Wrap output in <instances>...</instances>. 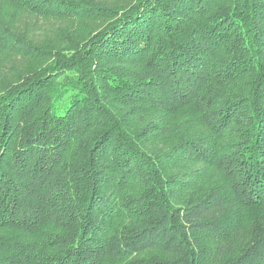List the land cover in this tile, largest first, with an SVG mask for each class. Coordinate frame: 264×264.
<instances>
[{"label": "trees", "instance_id": "16d2710c", "mask_svg": "<svg viewBox=\"0 0 264 264\" xmlns=\"http://www.w3.org/2000/svg\"><path fill=\"white\" fill-rule=\"evenodd\" d=\"M0 264H264V0H0Z\"/></svg>", "mask_w": 264, "mask_h": 264}]
</instances>
